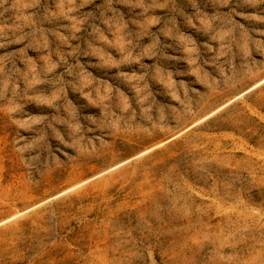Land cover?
<instances>
[{"label":"rangeland","instance_id":"1","mask_svg":"<svg viewBox=\"0 0 264 264\" xmlns=\"http://www.w3.org/2000/svg\"><path fill=\"white\" fill-rule=\"evenodd\" d=\"M0 264H264V0H0Z\"/></svg>","mask_w":264,"mask_h":264}]
</instances>
